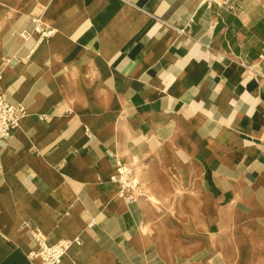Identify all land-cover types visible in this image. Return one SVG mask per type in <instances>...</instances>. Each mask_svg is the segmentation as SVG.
<instances>
[{
    "label": "crops",
    "instance_id": "crops-1",
    "mask_svg": "<svg viewBox=\"0 0 264 264\" xmlns=\"http://www.w3.org/2000/svg\"><path fill=\"white\" fill-rule=\"evenodd\" d=\"M223 3L0 0V93L26 108L0 145V264H43L25 222L80 236L63 264H264V0ZM33 16L55 36L22 43ZM153 158L186 191L175 230ZM117 161L147 196H116Z\"/></svg>",
    "mask_w": 264,
    "mask_h": 264
},
{
    "label": "built area",
    "instance_id": "built-area-1",
    "mask_svg": "<svg viewBox=\"0 0 264 264\" xmlns=\"http://www.w3.org/2000/svg\"><path fill=\"white\" fill-rule=\"evenodd\" d=\"M223 4L229 5L231 9L233 8L231 0H224ZM31 23V30H23L17 34L24 44L33 38H36V44H39L56 34V29L46 24L41 16L31 17ZM30 57L31 54L27 56V59ZM17 60V56L5 57L2 65L3 67H8ZM25 114L26 108L23 105H15L9 102L5 95L0 93V145H6L9 142L13 132L19 128ZM86 132L89 134L88 129H86ZM109 181L117 186L116 196L126 204L134 203L145 195L143 183L136 169L129 164L117 161L115 172L110 176ZM95 225L96 221L91 220L87 228H93ZM22 229L29 231L34 245L28 257L32 260H40L43 264H60L71 246H80L82 244V239L78 236L71 240H61L56 244L49 245L42 231L30 222H25L22 225ZM0 235L5 237L2 233Z\"/></svg>",
    "mask_w": 264,
    "mask_h": 264
},
{
    "label": "rangeland",
    "instance_id": "rangeland-1",
    "mask_svg": "<svg viewBox=\"0 0 264 264\" xmlns=\"http://www.w3.org/2000/svg\"><path fill=\"white\" fill-rule=\"evenodd\" d=\"M121 162L125 163L124 161ZM149 163L151 167L157 168V170L152 176L153 179L148 181V184L145 185V189L152 188L153 185V187L155 186L154 188L160 190L151 193L149 192V195L151 194L157 199L156 202L152 201V203L158 204L155 206L157 208L156 211L164 216V229L175 230L178 225L176 221L180 222L185 214V208L182 203L186 200V191L181 188L180 183L175 177L170 176L166 161L160 158H153L149 160ZM147 193L148 192L145 190V196H147ZM171 220H173L175 224L171 222Z\"/></svg>",
    "mask_w": 264,
    "mask_h": 264
},
{
    "label": "bare ground",
    "instance_id": "bare-ground-1",
    "mask_svg": "<svg viewBox=\"0 0 264 264\" xmlns=\"http://www.w3.org/2000/svg\"><path fill=\"white\" fill-rule=\"evenodd\" d=\"M56 33H57V32H56ZM54 36H55V35H54ZM134 162H135V161H134ZM136 168H137V166H136ZM138 170H139V169H138ZM76 246H77V245H76ZM68 250H69V249H68ZM66 254H67V253H66ZM62 261H63V260H62ZM61 263H62V262H61ZM61 263H60V264H61Z\"/></svg>",
    "mask_w": 264,
    "mask_h": 264
}]
</instances>
